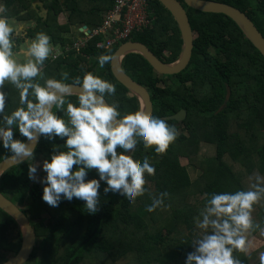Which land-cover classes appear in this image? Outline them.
I'll return each mask as SVG.
<instances>
[{
    "label": "trees",
    "instance_id": "16d2710c",
    "mask_svg": "<svg viewBox=\"0 0 264 264\" xmlns=\"http://www.w3.org/2000/svg\"><path fill=\"white\" fill-rule=\"evenodd\" d=\"M115 0H3L9 20L26 25L23 37L46 33L53 49L63 52L45 60L39 83L49 78L60 79L67 72L71 83L76 76L92 72L113 83L116 92L106 97L117 103L121 117L140 110L138 98L119 84L110 70V62L100 68V54H112L95 47L96 37L85 48L75 51L72 42L81 36L82 26L100 25L103 15ZM193 32V49L187 67L178 74L159 75L137 53L122 59L123 71L149 93L152 116L165 119L177 129L176 139L163 154L152 148L137 147L132 155L136 162L145 157L155 168V174L145 175L147 189L131 204L114 193H103L101 182L99 210L88 214L84 201L61 200L51 207L42 197V184L28 179L24 161L5 170L0 176V192L28 218L35 232L34 249L24 264H184L186 254L193 250L191 242L200 233L195 227L206 199L205 193L247 190L256 175L264 177V58L247 39L239 26L222 14L203 13L187 7L182 0ZM230 5L243 12L264 38V0H201ZM39 2L41 4L38 5ZM36 3V4H35ZM151 26L127 41L145 45L160 61L175 62L182 47L178 27L157 0H151ZM43 11V12H41ZM66 15L64 24L58 16ZM16 43L20 42L19 37ZM124 42V43H125ZM123 43V42H122ZM18 46V45H17ZM119 46V45H118ZM18 49V47H17ZM16 49V50H17ZM6 111L19 106V93L5 83ZM229 91V98L225 97ZM76 103V96L68 98ZM182 121L168 119L179 111ZM57 114L63 116V111ZM14 138H26L15 133ZM63 144L57 138L39 140L34 159L49 158L52 144ZM211 148L206 155L201 148ZM122 151L118 149V152ZM8 155L0 147V161ZM199 170L191 179L180 159ZM75 169V165L73 166ZM45 173L42 171V176ZM97 178L90 170L86 179ZM167 192L164 205L149 213L150 195ZM257 223L264 225V199L254 205L252 213ZM255 230L250 235H256ZM21 234L16 222L0 210V264L17 254ZM258 249L250 254L234 253L242 264H259Z\"/></svg>",
    "mask_w": 264,
    "mask_h": 264
},
{
    "label": "clouds",
    "instance_id": "9594fccd",
    "mask_svg": "<svg viewBox=\"0 0 264 264\" xmlns=\"http://www.w3.org/2000/svg\"><path fill=\"white\" fill-rule=\"evenodd\" d=\"M6 10L0 0V147L7 150V158L17 163L34 161L35 146L42 137L48 141L59 138L63 144L53 143L49 158L27 168L28 179L44 185L41 199L47 205L57 207L61 200L77 198L84 201L88 214H95L101 182L104 194L111 192L133 203L147 191L145 175H154L155 168L147 157L136 162L129 153L139 145L165 153L177 137L176 127L141 111L121 117L118 104L106 99L115 94L114 84L92 72L76 76L71 83L65 82L67 72L60 79L39 83L45 60L55 59L51 38L37 32L16 51L15 37L23 25L10 23ZM17 56L26 59L20 61ZM96 59L103 68L113 55L100 54ZM5 83L19 93V106L10 112L6 111ZM73 95L75 104L68 99ZM15 133L26 139L14 138ZM38 168L45 173L43 177H37ZM93 169L98 179H86ZM204 195L203 207L193 218L200 233L193 238V250L186 254L184 264H242L234 253L248 254V234L258 229L264 236V225L252 216L254 205L264 199V177L256 175L247 190ZM167 196L166 191L150 195L146 210L151 213L160 208ZM258 258L264 264V251Z\"/></svg>",
    "mask_w": 264,
    "mask_h": 264
},
{
    "label": "water",
    "instance_id": "95a60500",
    "mask_svg": "<svg viewBox=\"0 0 264 264\" xmlns=\"http://www.w3.org/2000/svg\"><path fill=\"white\" fill-rule=\"evenodd\" d=\"M162 7L168 11L174 19L182 41L181 53L178 59L166 64L160 61L145 45L140 42L127 41L120 44L113 53V60L110 61V70L116 81L124 86L131 94L135 95L140 102V110L147 116L152 117V103L148 91L131 79L122 69V59L129 53L140 54L152 67L154 72L159 75L170 76L183 71L190 62L193 49V32L186 11L182 4L177 0H157ZM189 8L203 12L222 14L233 20L247 39L257 49L264 58V38L254 26L252 21L240 10L223 3L201 1V0H182ZM39 3V2H37ZM86 26H82L79 32H82ZM78 91V89H77ZM229 98L227 91L225 101ZM185 118V112L179 111L175 115L169 116L168 119L177 122ZM38 144V143H37ZM36 144V146H37ZM35 146V148H36ZM27 161V160H26ZM19 163L9 160L7 157L0 161V176L1 174ZM0 210L10 216L17 224L21 234L20 249L15 256L3 262L2 264H21L20 259L24 264L30 257L35 246V232L28 218L24 213L9 199L0 192Z\"/></svg>",
    "mask_w": 264,
    "mask_h": 264
},
{
    "label": "built area",
    "instance_id": "2783aa9c",
    "mask_svg": "<svg viewBox=\"0 0 264 264\" xmlns=\"http://www.w3.org/2000/svg\"><path fill=\"white\" fill-rule=\"evenodd\" d=\"M150 2L151 0H115L112 8L103 15L100 25L86 27L80 32L81 36L65 49L72 47L75 51H79L100 36L103 40L95 43L98 49L109 50L124 43L133 35L151 26L154 19L153 11L149 9ZM62 52L61 49L55 48L52 54L56 58Z\"/></svg>",
    "mask_w": 264,
    "mask_h": 264
},
{
    "label": "rangeland",
    "instance_id": "374dc122",
    "mask_svg": "<svg viewBox=\"0 0 264 264\" xmlns=\"http://www.w3.org/2000/svg\"><path fill=\"white\" fill-rule=\"evenodd\" d=\"M35 4H36V3H35ZM38 5L41 6L40 3H39ZM41 12H43V11H41ZM9 22L12 23L13 25H16V24H17V23H16L14 20H12V19H10ZM65 22H66V15H65V14H60V15L58 16V23H60V24H64ZM25 27H26V25H23V29H22L20 35L18 36L19 39H20V42L17 43V45H18V51L21 50V48H20L19 46L22 45V44H23V41H24V39L21 40V38H22L23 35H24V34H23V31H24V28H25ZM24 47H26V45H25ZM117 47H118V46H117ZM16 58H17L18 60H20V61H23V60L26 59V58L23 57V56H17ZM210 147H212V146H210ZM210 147H208L207 145H203L202 148H201V154H202V155H206L208 152H209V154H211L210 151H212V150H211ZM33 162H34V163H37V164H41V160H39V159H34ZM180 163H181V165L186 166V168H187V170H188V173H189V176H190V178H191L192 180L195 179V178L199 175V170H198V169L196 170V169H194L192 166H190L189 162H188L186 159L181 158V159H180ZM37 177H38V178H39V177H43V176H42V171L39 170V168H38V172H37ZM34 183H39V182L37 181V182H34ZM39 184H40V183H39ZM248 248H249V252H248V254L257 251L258 249H263V248H264V236H261V235L259 234V232H258L256 235H250V234H248Z\"/></svg>",
    "mask_w": 264,
    "mask_h": 264
},
{
    "label": "flooded vegetation",
    "instance_id": "af4514ba",
    "mask_svg": "<svg viewBox=\"0 0 264 264\" xmlns=\"http://www.w3.org/2000/svg\"><path fill=\"white\" fill-rule=\"evenodd\" d=\"M16 51H18V49Z\"/></svg>",
    "mask_w": 264,
    "mask_h": 264
}]
</instances>
